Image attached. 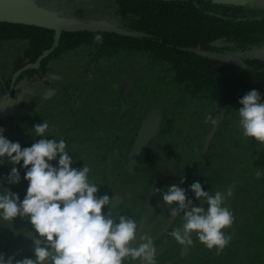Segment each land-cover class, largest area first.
<instances>
[{
  "label": "rangeland",
  "instance_id": "1",
  "mask_svg": "<svg viewBox=\"0 0 264 264\" xmlns=\"http://www.w3.org/2000/svg\"><path fill=\"white\" fill-rule=\"evenodd\" d=\"M33 1L34 7L59 17L83 23L106 22L121 27L120 19L114 12L116 5L111 0ZM244 5L264 9V0H244ZM220 53L223 52H214L212 57L243 65L239 53H234V56ZM251 54L262 55L259 59L264 60V45L255 47ZM13 58L9 50L0 53V79L10 74L7 69L11 67ZM52 66L44 78L40 75L26 78L15 89L11 99L0 100V104H16L13 110L4 109L0 113V127L5 128L4 135L9 141L19 142L22 150L30 147L40 139L35 137L32 129L47 121L48 139L65 140L67 150L75 160L73 167L89 166L90 180L99 187L97 195L103 196V183H107L109 174L104 162L109 164L106 153L110 146L133 145L142 119L153 111H160L163 133L151 143L149 162L157 167L149 175L157 173L162 166L159 176H167V170L170 175H175L181 169L175 177L169 178L168 185L163 182L160 186L162 191H167L172 182L189 189L193 182L199 181L204 191L213 194L234 186L231 196L225 200V205L234 215V222L224 230L231 235V241L223 251L218 253L215 248L207 249L193 235L189 253L183 257L184 245L178 244L170 235L182 224V215L169 228L172 216L163 204L161 192H156L158 209L155 213L161 214L166 208L168 212L157 229L164 234L167 227L171 229L168 230V239L170 237L173 241L169 242L172 244L169 249H164L166 240H161L157 245L156 264H264V168L256 165L264 145L243 136L235 112L242 107L239 102L229 110H219L206 99L162 81L160 66L141 55L122 54L111 60L93 63L87 52L73 53L53 61ZM24 96L26 98L20 113L16 107ZM219 112L223 117L216 128L205 123L206 116L211 114L215 117ZM172 142H182L190 145V148L166 147ZM192 145L196 148L193 154ZM128 149L118 158L124 161ZM52 163L56 166L55 161ZM21 165L16 166L21 176L18 184L7 183L6 177L10 171L4 177V187L17 194L20 201L24 199L28 187L23 179L26 170ZM184 170L187 174L183 177ZM257 171L262 172L259 178ZM138 173L142 174L143 190H148L151 195L149 175L145 176L143 170ZM132 177H135L134 174ZM181 178H184L183 184H180ZM134 180L121 189L125 202L115 211L120 210L119 213L126 216L130 212L132 218L136 219L144 212L132 214L128 209L131 206L135 210ZM187 193L194 206L206 207L195 200L191 191L187 190ZM155 213H150V223H154L152 215ZM27 231L38 235L26 219L17 217L11 224L0 222V253L5 254L6 259L15 256L16 260H22L28 257L33 241L25 237Z\"/></svg>",
  "mask_w": 264,
  "mask_h": 264
},
{
  "label": "clouds",
  "instance_id": "2",
  "mask_svg": "<svg viewBox=\"0 0 264 264\" xmlns=\"http://www.w3.org/2000/svg\"><path fill=\"white\" fill-rule=\"evenodd\" d=\"M97 43L103 42L101 35L95 36ZM242 107L235 111L239 117V128L243 136L264 145V100L255 89L239 101ZM222 112L215 117L206 116L205 123L216 128ZM0 127V165L5 161L13 165L6 177L7 183L18 184L21 180L17 165L26 170V195L20 201L17 194L4 187L0 179V222L20 217L33 227L26 238L34 244L32 258L16 260L5 258L0 253V264H156V248L153 237L138 230L137 222L109 206L113 196H98L99 187L90 180L91 168L73 167L75 160L70 156L64 139H48L49 123L43 121L32 131L40 139L30 147L21 148L19 142L9 141ZM56 162V166L53 165ZM262 175L256 172L257 178ZM184 178L180 179L183 184ZM234 186L224 191H204L199 181L193 182L189 191L204 206H194L186 198L185 189L173 184L161 192L163 204L169 214L176 217L182 213V224L171 231V237L180 245L191 246L193 235L207 249L217 252L231 241L225 233L234 222V215L225 205ZM109 209L102 212V209Z\"/></svg>",
  "mask_w": 264,
  "mask_h": 264
},
{
  "label": "trees",
  "instance_id": "3",
  "mask_svg": "<svg viewBox=\"0 0 264 264\" xmlns=\"http://www.w3.org/2000/svg\"><path fill=\"white\" fill-rule=\"evenodd\" d=\"M111 1L116 5L119 28L133 36L65 34L59 48L43 62L41 69L21 75L15 89L26 78L38 75L44 78L53 61L87 52L93 63L122 54L147 57L160 66L162 81L206 99L219 110L231 109L253 89L264 100L263 59L249 56L243 65H237L212 57V53L223 51L248 54L264 45L263 8L213 0ZM98 34L103 37L102 43L94 39ZM54 37V32L45 29L0 24V53L9 50L14 55L7 69L10 74L0 79V100L8 94L14 74L51 49ZM24 98L16 107L20 113ZM256 165L264 168V148ZM11 168L6 161L0 165V178L4 179Z\"/></svg>",
  "mask_w": 264,
  "mask_h": 264
},
{
  "label": "flooded vegetation",
  "instance_id": "4",
  "mask_svg": "<svg viewBox=\"0 0 264 264\" xmlns=\"http://www.w3.org/2000/svg\"><path fill=\"white\" fill-rule=\"evenodd\" d=\"M234 53H236V52L223 51V53H220V54H227L230 56H234ZM238 56L242 58L243 63H244V61L246 59H248L249 56H252L255 58L257 55L256 56L254 54L252 55L250 52L249 55L239 53ZM222 60H225V59H222ZM143 120L144 119H142V121H141L138 132L141 128ZM161 128H162V126H161ZM138 132H137V134H138ZM160 134H161V132H160ZM136 138H137V136H136ZM135 141H136V139H135ZM177 146L184 147V149L190 148V145H184L182 142H180V143L172 142V143L166 145V147H168V148L177 147ZM192 146H193V149H192V154H193V151L196 148H194L195 145H192ZM150 147H151V144L148 146L146 156L143 160L135 161V160L131 159L132 152L134 151V148H135L134 144L133 145H111L110 148L108 149L107 153H106V156L109 159L108 160L109 164H107V162L106 163L104 162L105 169L108 166L107 169H108L109 174L107 176V178H108L107 183H103L104 184L103 186H105V189L102 192L103 193L102 195L107 194V195L113 196V200H112L109 207L111 209H114V214H115L116 213L115 209L122 206L125 202V196H123L121 194V189L124 187V185L127 182L132 183V181H130V180H132L134 178L135 179L134 180L135 186L133 183L132 188H133V195L136 199V201L134 203L135 210L131 209L132 208L131 206L128 207V209H129V211H131L132 214L134 212H136V214H139L142 211L144 213L141 215L139 214L141 217L138 215L136 217V219L132 218V216L130 215V212H129L128 216H129V218H132L137 222L138 230L141 233H146V234H149L153 237L155 248H157V245H159L161 240L162 241L166 240L167 244L164 247V249H169V246H172V244H170L169 242H171V243L173 242L170 240V237L168 239V236H169L168 230H171V229H168V227H167L166 234H164V232H161V230L159 231L157 229V225H160L162 223L163 217H165L164 215H166L168 212H167V208H166L165 210H163V213H161V214L157 215V213H155L158 209V201H157V195H156L157 193H156L155 189H160V186L163 184V182H164V184L168 185L170 183V182H168L169 178L175 177V175L179 171H181V169L179 168V170L177 171V173L175 175H172V174L170 175L169 170H167V174H168V175L166 174L167 176H159V174L161 173L160 171H162V168H163V166H162V168L159 171H157V169H156L157 173L155 172L153 175L152 174L149 175L152 172V170L154 169V167L156 166V165H151V162H149V161H151V157L149 156ZM112 148H115L114 153L112 151ZM127 148H129L127 157H125L123 159L124 161H122V158L121 157L118 158V155L124 154L126 152ZM114 155L116 156V158L114 157ZM142 170L145 171V173H144L145 176L149 175L150 182L152 185V189L150 191L151 195H149L148 190H146V189L143 190V188H142V179H143L142 174L138 173V171L142 173ZM184 172H185V170H184ZM132 174H134L135 177H132ZM186 174L187 173L185 172V175L182 174V176L184 177V176H186ZM137 182H138V185H136ZM174 182H175V179H174ZM173 184L174 183L172 182V185ZM187 190L188 189H185L186 198L188 197L187 199H190L189 198L190 195L188 196ZM142 198H143V200L141 201ZM193 204H194V202H193ZM126 209L127 208H125L124 211ZM108 210L109 209H107V208L102 209V212H107ZM120 213H121V211H120ZM150 213H155L154 215H152V218H154V223H150V217H149ZM180 215H183V214L180 213L176 217L171 218L170 222L168 223L169 228L175 224V222L178 220ZM156 229H157V231H156ZM33 247H34V244L32 242V249H31L27 258L32 256ZM162 248H163V246H162ZM188 253H189V246H183L182 256L186 257L188 255ZM155 259L157 260L158 257H155ZM125 264H136V262L127 261V262H125Z\"/></svg>",
  "mask_w": 264,
  "mask_h": 264
},
{
  "label": "water",
  "instance_id": "5",
  "mask_svg": "<svg viewBox=\"0 0 264 264\" xmlns=\"http://www.w3.org/2000/svg\"><path fill=\"white\" fill-rule=\"evenodd\" d=\"M213 1L230 3L237 6H242L244 4V0ZM0 24H14L40 28L52 31L55 34L54 44L51 49L45 51L34 64H29L14 74L10 90L5 97L6 99L12 98L16 83L21 75L29 71H38L41 69L43 62L50 58L59 48L60 41L65 34L88 32L109 33L125 37L133 36L131 33L106 22L83 23L77 20L59 17L48 11L34 7L30 0H0ZM254 55H257L255 57L256 59L262 57V55L259 56V54ZM15 106L16 104L8 106L1 103L0 112L4 109L13 110ZM162 121L163 116L160 111H153L145 117L134 143L135 148L131 155L132 160L141 161L145 158L148 146L160 135ZM213 135L214 134L208 138L207 146L210 144Z\"/></svg>",
  "mask_w": 264,
  "mask_h": 264
}]
</instances>
